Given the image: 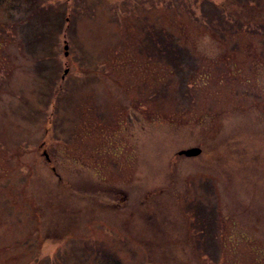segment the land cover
<instances>
[{"label": "rangeland", "instance_id": "1", "mask_svg": "<svg viewBox=\"0 0 264 264\" xmlns=\"http://www.w3.org/2000/svg\"><path fill=\"white\" fill-rule=\"evenodd\" d=\"M0 264H264V0H0Z\"/></svg>", "mask_w": 264, "mask_h": 264}, {"label": "water", "instance_id": "2", "mask_svg": "<svg viewBox=\"0 0 264 264\" xmlns=\"http://www.w3.org/2000/svg\"><path fill=\"white\" fill-rule=\"evenodd\" d=\"M63 70H65V68ZM198 149H199L198 146H188V147H185V148H181L178 151L179 152H183L185 154H193L196 151H198Z\"/></svg>", "mask_w": 264, "mask_h": 264}, {"label": "trees", "instance_id": "3", "mask_svg": "<svg viewBox=\"0 0 264 264\" xmlns=\"http://www.w3.org/2000/svg\"><path fill=\"white\" fill-rule=\"evenodd\" d=\"M40 1H41V0H40ZM29 5H30V1H29ZM37 5H38L39 10H42V9H43V7H41V6H43V3H42V4L37 3ZM39 6H40V7H39ZM39 12H41V11H39ZM42 17H43V16L40 14V19H41ZM56 23H58V19H57V20L54 19L53 22H52V24H56Z\"/></svg>", "mask_w": 264, "mask_h": 264}]
</instances>
